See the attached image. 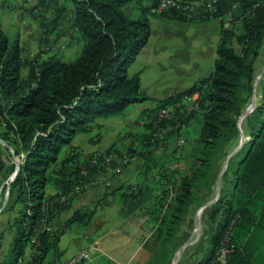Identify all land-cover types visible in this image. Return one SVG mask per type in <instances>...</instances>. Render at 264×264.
Here are the masks:
<instances>
[{
  "label": "trees",
  "instance_id": "obj_1",
  "mask_svg": "<svg viewBox=\"0 0 264 264\" xmlns=\"http://www.w3.org/2000/svg\"><path fill=\"white\" fill-rule=\"evenodd\" d=\"M188 1L197 3L193 11L171 6L156 13L160 0H40L33 14L41 24V47L27 59L22 56L20 37H9L0 27V123L5 128L0 137L19 162L7 207L6 226L15 232L7 254L10 264L27 262L28 249L33 255L26 264H58L62 256L58 245L65 231L58 234L49 227L69 208L75 189L91 184L98 172L107 173L103 163L117 166V158H145L146 149L155 154L169 144L178 145L174 159L180 161L184 154L180 149L188 144L181 130L197 121L199 135L186 157L189 169L184 173L177 167L164 170L161 177L170 186L166 191L150 182L149 170L141 182L114 190L122 191L120 214L147 215L153 224L145 244L151 255L147 264H170L174 243L189 225L200 193L210 186L214 166L228 157L246 131L249 139L230 158L233 193L222 192L213 204L206 230L212 233L210 249L201 264H264V71L257 81L264 49V0ZM132 3L139 5V18L127 14ZM38 9H53L56 15L50 22L40 20ZM151 16L164 22L220 20L213 72L141 113L135 122L144 131L135 141L143 152L131 147L122 155L109 148L88 162L79 155L74 160L61 159L65 151H76L74 141L93 131L94 124L101 129L100 120L122 118L130 105L147 100L141 93L140 74L131 76L128 70L150 40ZM64 25L63 35L83 46L68 63L41 49ZM256 84L263 104L257 102L240 124L257 93ZM163 111L167 114L161 116ZM68 162L75 168L67 176ZM51 185L61 186L62 192L51 193ZM93 217L94 212L79 209L66 229L76 224L87 228ZM222 251L226 252L223 263L219 261ZM51 254H56L53 260Z\"/></svg>",
  "mask_w": 264,
  "mask_h": 264
},
{
  "label": "rangeland",
  "instance_id": "obj_2",
  "mask_svg": "<svg viewBox=\"0 0 264 264\" xmlns=\"http://www.w3.org/2000/svg\"><path fill=\"white\" fill-rule=\"evenodd\" d=\"M40 0H0V27L4 31V33L9 37H16L19 34H21V37L24 39V49H25V57L29 56V52L32 49H36L41 47L39 44L40 37H41V29H40V21L34 17L33 9L36 7V5L39 3ZM139 5L136 3L130 4V6L127 9V14L130 17L133 18H139L140 10ZM161 10H157L156 13H160ZM39 17L40 20H46L48 22L51 21V18L56 15L55 12L52 10L46 11V10H40L38 9V12H35ZM55 17V16H54ZM53 17V18H54ZM52 18V19H53ZM151 23H152V29L154 30L155 39L160 38L165 28H169V32L172 33V38L176 39V37H181L182 40H186V37L188 39V47L185 48H179L180 51H182L183 55H186L188 53L191 55L190 57V63H201L200 59L197 57V55L200 53L207 52L209 55L214 53V37L217 34V30L219 28L220 20H213L210 22H164L160 21L153 16L150 17ZM169 23V24H165ZM172 23V24H170ZM216 27H218L216 29ZM68 28V27H67ZM65 29V25L62 28V26H58L56 32L51 35L49 38V43L44 44L41 49L43 51H49L52 54L61 56V60L63 62H72L74 61L81 53L82 50V43H79V41H76L75 39L64 36L63 31ZM67 30V29H66ZM235 30L237 33L240 32V26H236ZM62 31V32H61ZM175 35V36H174ZM54 42V43H53ZM53 43V44H51ZM190 44V45H189ZM46 53V52H45ZM187 56V55H186ZM182 56H179L181 58ZM161 65L158 64V62L150 63L147 61L139 60L136 64L131 65L128 73L129 75H133L138 72H143L142 76V83L141 88L144 90V95L147 100L144 102L137 103L136 105H130L127 110L125 111V116L122 118H116V119H110V120H100L99 125L101 126V129L99 127H96V124L93 125L94 129L93 131L89 133L81 134L78 139L74 141V147H76V151L73 152L70 150L68 152H64L61 155V159L68 158L69 160H74L79 155L81 161L88 162L91 157H94L97 153L105 152L107 149L112 148L113 150H119L122 155L128 154L131 147H135L136 151L140 149V152H143L142 146L140 147L138 139L135 141L136 135L138 132L144 131V128L137 125V122H135L137 119L139 120V117L141 113H143L145 110H151L158 106V104L164 100L166 97H168V94H165V90H167L168 86V78L164 75L162 67H172L175 66L174 69H177L179 65H181L182 69H186L190 71V69L186 68L182 64H179L176 60L172 61V65L169 64L168 60H165L162 58L160 61ZM202 68L214 70V59L209 58L205 56L204 59H202ZM264 71V49L262 51L261 58L258 62V70H257V81L259 83V77L261 73ZM199 71H195L194 74L198 75L197 73ZM24 75H26V72H24ZM201 78V75H200ZM185 83V87L190 86L194 83L195 79H188ZM259 87L258 84H256V91L255 94L257 102L259 104H263V99L261 97V93H259ZM174 94V93H170ZM254 99V96H253ZM250 103L249 107L253 104ZM247 111V110H246ZM198 121L194 122L185 128H183L181 131L184 133L185 137H190L191 143L188 142V144L184 145L180 149L184 154L179 159L180 161L177 162L176 159H174L175 151L178 149V145H172L169 146L165 150L157 151L155 154L149 153L147 149L144 150L145 152V158H139L131 161L130 159H126V161H120L118 158V165L117 166H110L107 163H103L102 165L107 169V173L105 171L98 172L94 178H96V182H93L87 186L78 187L79 189H75V197L73 198V201L71 202L70 206L66 211H69L74 203V201L80 196H82L85 192L88 190H91L93 188L97 187H103L106 189V191L113 192V189H116L115 186H113V181L118 177H121L122 175L126 174L127 167L124 165L125 162L132 163V168H129L128 174L130 176L126 177L125 182L120 183L122 180L120 179V182L118 185H122V187L131 186L138 182H141L144 180V172L149 170L147 178L152 182L153 185L160 184L161 187H164L165 191L170 187L169 183L162 179L163 171L169 170L170 168L174 169V167L179 168L182 173H184L186 170L189 169V161L187 160L188 152L191 150L192 144L194 143L198 132ZM260 127V126H259ZM242 129V126H241ZM5 131L4 126L0 123V135ZM244 131L241 135L240 141L234 145V148L228 155V157H224L221 161L216 163L214 166L213 172L211 174L210 178V186H206L203 191L200 193L198 197L197 203L192 208V214L191 219L189 222V225H187L183 229V233L186 230L185 236H181V238H178L179 242L177 244V252L173 256L172 260L170 261V264H197L198 260L204 259V257L207 255L210 247V242L212 238V233L208 231L206 233V229H204V224L207 221V208H210V211L213 208V204L216 203L219 198L220 194L223 193H233L232 188H230V185L233 184V176L228 172L229 166H231L233 159L230 160L232 155H234L240 148L241 145L248 140L246 139ZM99 134V135H98ZM135 134V135H134ZM101 135V137H99ZM185 140L184 137L181 138L183 141ZM180 141V142H182ZM94 142V143H93ZM176 143V142H175ZM177 148H176V147ZM78 147V148H77ZM184 148V150H183ZM77 149L80 152L77 154ZM139 152V151H138ZM76 157H75V156ZM14 153L13 150L8 146V144L3 141L0 137V165L1 162L4 164L3 168L0 166V232H3V249L7 248V246H10L12 239L15 235L14 230L8 229L6 226V222L10 218V214L7 211V207L9 205V190L11 183L13 181V176L15 173V163L17 164L18 159L13 157ZM75 157V158H74ZM72 158V159H71ZM175 165V166H174ZM63 166L58 167L56 170L61 169ZM151 167V168H150ZM75 168V165L73 162H68L65 166V174L68 176L73 173ZM150 168V169H148ZM126 171V172H125ZM101 173V174H100ZM164 176V175H163ZM119 179V178H118ZM168 183V184H167ZM171 184V183H170ZM120 187V186H119ZM56 188V187H55ZM53 186L51 185L49 187V190H52ZM164 191V192H165ZM226 191V192H225ZM111 195L112 194H108ZM112 199L110 201H107L108 199L105 197H100L98 200L89 199L87 201V211L88 212H95L100 210V213H106L104 208H108L112 204ZM122 206L120 207L118 203L116 202V205L108 211L111 214H113V219L109 221V226H115L114 228H118L117 230L122 232L120 229H126V223H120L123 221V215L120 214ZM103 209V210H102ZM107 212V213H108ZM103 214V215H104ZM68 221V220H67ZM93 221V220H92ZM3 223V225H2ZM67 223V222H66ZM2 225V226H1ZM92 225V222H91ZM90 225V226H91ZM121 225V227H119ZM84 228L82 225H73L71 229H66V224L64 226V231H69L68 235L63 238V242L61 244V248L69 249V247H73L75 244V240L77 237L72 234L75 232H78V235H82L84 237L86 235L87 230L90 228ZM150 227H147L150 233ZM108 228V226L106 227ZM113 228V227H112ZM66 229V230H65ZM130 228H128L129 230ZM146 229V230H147ZM49 230L54 233H60L59 231L55 230L54 224L49 227ZM127 230V231H128ZM63 231V232H64ZM131 234H122L125 237V239L132 240L135 242L134 239L140 238L135 237L132 238V230ZM152 231V230H151ZM64 232V233H65ZM82 241L84 239L82 238ZM139 241V239L137 240ZM60 245V243H59ZM58 245V252H60V246ZM61 249V251H62ZM27 262L32 260L33 252L30 251V249L27 250ZM96 251L94 247H91L87 250L80 251L77 255H81L83 253H88L89 258L84 262V264L90 263L92 260H94L93 253ZM8 254V253H7ZM7 254L3 256V259H0V264H10V259L7 257ZM62 254V253H61ZM56 254H51L49 256L50 260H53V257ZM67 256V255H66ZM74 256V257H75ZM63 257V256H62ZM72 257L68 264L72 261L74 258ZM111 257L114 259L120 258L117 256L116 250H113L111 253ZM2 260V261H1ZM122 262L125 263V259H121ZM199 261V262H200ZM101 262V263H100ZM97 264H115L113 262H109L108 260L100 261ZM20 264H25V260H22ZM123 264V263H122ZM201 264V263H200Z\"/></svg>",
  "mask_w": 264,
  "mask_h": 264
},
{
  "label": "crops",
  "instance_id": "obj_3",
  "mask_svg": "<svg viewBox=\"0 0 264 264\" xmlns=\"http://www.w3.org/2000/svg\"><path fill=\"white\" fill-rule=\"evenodd\" d=\"M165 24L167 25L169 23H165ZM217 28L218 27H216V29ZM165 29L166 30H164L163 35L160 38L155 39L154 37L155 34H154V30L152 29V23H151L152 33L150 36V40L148 44L144 47V49L142 50V52L140 53L136 61L132 65L136 64L139 60H142V61L144 60V61L150 62L151 64L154 62H158V64L161 65L160 61L162 60V58H164L165 60H168L170 65H172L171 63L173 60H176L179 64H182L186 68L190 69V71L186 69H182L181 65H179L177 69H174L175 66L167 67L165 65V67H162L163 69L162 71L164 75L168 78L167 90H165L164 93L170 96L172 95L170 93H180V92L187 91L188 89L192 88L198 82L207 78L213 72V70H210V68L208 69L202 68V63H203L202 59H204L205 56H207L209 58H212V60L214 59V63H215L216 49H217V44H218L219 36H220V26L217 30L216 36L213 38L214 39V47H213L214 53H212L211 55H209L207 52L201 53V54L199 53L197 57L200 59L201 63H194V64H191L189 62L191 55H189L188 53H186L187 56L183 55L182 51H180L179 49V48L187 49L188 47L187 37L185 41L182 40L181 37H176V39H174L171 37L172 33L169 32L170 29L169 28H165ZM18 36L20 37V40H21V46L24 49L25 48L24 39L21 37V34H19ZM39 50H40V47L36 49H32L29 52L30 55L25 57L24 55L25 49H24L22 56L24 59L30 58L31 56L37 54ZM179 56H182V57L179 58ZM195 71H199L197 72L199 74L195 75L194 74ZM135 74H140L141 83H142L143 72H138ZM200 75H201V78H200ZM193 78L195 79L194 83L188 87H185V83L189 81L188 79H193ZM141 93H144V90L142 88H141ZM133 105H136V104H133ZM198 128L199 129H198L196 138L199 135L200 125H198ZM196 138H194L193 140H196ZM188 142L191 143L190 137H188ZM132 164L133 162L127 167L126 169L127 172L128 170H130L129 168H132L131 167ZM127 172L125 175L118 177L119 179L117 178L115 180L116 182L113 181V186L117 185L115 186V188L117 187L116 189L118 188L121 189L123 185V184L118 185L120 182V179L122 180L120 183H123L125 182L126 177L130 176V174H128ZM116 189H113V193H111V190L106 191V189H104L103 187L102 188L97 187V188L88 190L82 196H80V198L78 197L74 201L69 211H65L60 217H58L54 221L53 224H54L55 230L59 231L60 233H63L64 226L67 220H69V218L72 216V214L75 211L79 209H88L87 201L89 199H91V201L92 199L96 201L97 199L99 200L100 197H103V198L106 197L108 199L107 201H110V199L113 198L112 204L108 208L107 207L104 208L105 209L104 211L106 212L105 214L100 213V210L97 209L93 217L92 225L87 230L86 235L84 237H82V235H78V232L72 233L77 237L76 239H74L75 244L73 245V247L71 246L69 247V249L61 248L63 238H65L68 235L69 231H66L61 236L59 246L62 249V251L60 249V252L62 253L61 255L63 257L61 256V258L58 261V264H68V261L75 255H77L80 251L87 250L91 247H94L96 249V251L92 255L95 258L88 264H97L103 260H108L109 262H113L115 264H122V263L124 264V262L121 261V259L123 258L125 259L126 264H147L148 263L151 255H150V252L145 248V244L152 235L151 230L153 229V224L148 223L149 220H148L147 215H144L141 212H137L136 214L130 217L123 218V221L120 224L123 225L122 223H126V229L119 228V230H121L122 232L118 231L117 230L118 228L117 229L114 228L115 226H109V221L113 219V214H111L112 211H110V213L108 211L110 210L111 207L113 208L116 205V202L118 203L120 207L122 206V203H123L122 191L120 190L114 191ZM62 190L63 188L61 186H53V189L50 190V192L53 194L61 193ZM108 194H112V196ZM206 210H208V213H207V221L204 224V229L208 230L210 226L211 211H210V208H207ZM121 225L119 227H121ZM148 225L152 226L150 227L151 229H150L149 234L148 232H146V231H149L147 229ZM107 226L108 228H106ZM1 228L2 227H0V229ZM128 228L130 229L128 230ZM130 230H132L133 232L132 238L140 237V238L134 239L135 242L132 240L125 239L126 237L122 235V234L126 235L129 233L131 234ZM186 232L187 231H185L182 236H185ZM122 237H125V238H122ZM82 238L84 239V241H82ZM138 239L139 241H137ZM178 242L179 240H177L174 243L173 256L177 252ZM3 246H4L3 245V232H0V259H3V256H5L9 252L11 244L10 246H7V248L5 246L4 249H3ZM113 250H116L117 256H119L120 258L114 259L111 257V253L113 252ZM27 254H28V251L26 253V257H27ZM199 261L200 260H198L197 264H200L203 261V259L200 262ZM26 263L27 262H25V264Z\"/></svg>",
  "mask_w": 264,
  "mask_h": 264
},
{
  "label": "built area",
  "instance_id": "obj_4",
  "mask_svg": "<svg viewBox=\"0 0 264 264\" xmlns=\"http://www.w3.org/2000/svg\"><path fill=\"white\" fill-rule=\"evenodd\" d=\"M196 4L197 3L189 2L188 0H160L159 10L166 9V8L171 7V6H176L177 8H180V9L184 8L185 10L193 11ZM196 98H197V96H194L192 100H195ZM166 114H167V112L163 111L161 116L166 115ZM94 163H96V162H94ZM83 175H86V173L83 172ZM93 179H94L93 182H96V178L93 177ZM77 189H79V188H77ZM225 254H226V252L222 251V253L219 256V261L221 263H223L225 261ZM88 258H89V254L86 252V253H83L81 255L75 256L72 259V261L70 262V264H84V262Z\"/></svg>",
  "mask_w": 264,
  "mask_h": 264
},
{
  "label": "water",
  "instance_id": "obj_5",
  "mask_svg": "<svg viewBox=\"0 0 264 264\" xmlns=\"http://www.w3.org/2000/svg\"><path fill=\"white\" fill-rule=\"evenodd\" d=\"M260 78V77H259ZM256 106H257V99H256V96H254V99H253V104L251 105L250 108L247 109V111L242 115L241 119H240V124L242 123V121L247 117L249 116L255 109H256ZM19 171V162H17V168H16V171L14 173V176L13 178L17 175Z\"/></svg>",
  "mask_w": 264,
  "mask_h": 264
}]
</instances>
